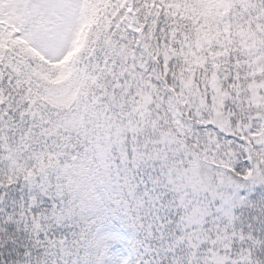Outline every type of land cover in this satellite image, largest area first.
<instances>
[{
	"label": "snow or ice",
	"instance_id": "1",
	"mask_svg": "<svg viewBox=\"0 0 264 264\" xmlns=\"http://www.w3.org/2000/svg\"><path fill=\"white\" fill-rule=\"evenodd\" d=\"M0 264H264V0H0Z\"/></svg>",
	"mask_w": 264,
	"mask_h": 264
}]
</instances>
